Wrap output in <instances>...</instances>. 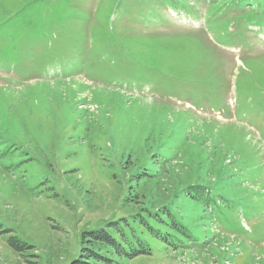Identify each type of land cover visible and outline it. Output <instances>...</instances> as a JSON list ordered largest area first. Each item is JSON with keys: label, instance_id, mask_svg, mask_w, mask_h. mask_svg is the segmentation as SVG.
Wrapping results in <instances>:
<instances>
[{"label": "rangeland", "instance_id": "rangeland-1", "mask_svg": "<svg viewBox=\"0 0 264 264\" xmlns=\"http://www.w3.org/2000/svg\"><path fill=\"white\" fill-rule=\"evenodd\" d=\"M199 147L204 233L123 264H264V0H0V264H69L130 155Z\"/></svg>", "mask_w": 264, "mask_h": 264}, {"label": "trees", "instance_id": "trees-1", "mask_svg": "<svg viewBox=\"0 0 264 264\" xmlns=\"http://www.w3.org/2000/svg\"><path fill=\"white\" fill-rule=\"evenodd\" d=\"M201 150L199 147L200 162L184 163V157L176 154V165H171L172 159L152 152L144 151L135 160L130 155L126 161L132 168L129 186L121 204L124 211L100 229L83 233L79 255L69 264H123L141 255L160 250L174 252L196 242L206 228L202 213L208 205L217 203L211 201L208 188L216 185L204 180L201 173L204 170L208 176L211 171L222 170L207 167ZM11 245L16 250L31 248L27 244Z\"/></svg>", "mask_w": 264, "mask_h": 264}]
</instances>
